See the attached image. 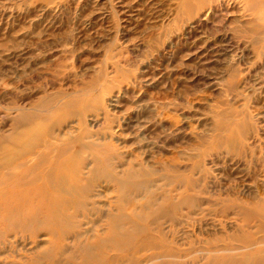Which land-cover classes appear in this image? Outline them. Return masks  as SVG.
Returning <instances> with one entry per match:
<instances>
[{
	"label": "rangeland",
	"instance_id": "374dc122",
	"mask_svg": "<svg viewBox=\"0 0 264 264\" xmlns=\"http://www.w3.org/2000/svg\"><path fill=\"white\" fill-rule=\"evenodd\" d=\"M0 264H264V0H0Z\"/></svg>",
	"mask_w": 264,
	"mask_h": 264
},
{
	"label": "bare ground",
	"instance_id": "6f19581e",
	"mask_svg": "<svg viewBox=\"0 0 264 264\" xmlns=\"http://www.w3.org/2000/svg\"><path fill=\"white\" fill-rule=\"evenodd\" d=\"M41 157V158H40ZM38 158H40L38 161H37V163H35L34 164V166L31 168V170L30 171H28L29 173H26L25 175H31V174H33L34 173V171H35V168H40V167H42V165L44 164V162H45V157H43V156H39ZM18 164H20V162L18 163ZM49 171L47 172H45V174L44 175H42V177H43V179L45 180L46 178H48L49 177ZM25 175L23 176L22 175V177H20L21 178V180H24V178H25ZM45 176H46V178H45ZM32 178L29 180V181H31L32 182ZM44 189L42 188V187H39V191H43ZM58 190H60V189H58ZM34 193H32L30 196H29V200L27 199V201L25 202L26 204H30V203H32V201H33V199H34Z\"/></svg>",
	"mask_w": 264,
	"mask_h": 264
}]
</instances>
